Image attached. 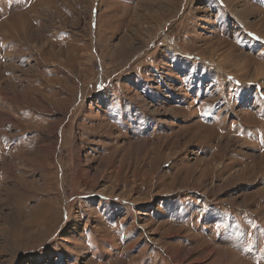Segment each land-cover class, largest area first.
Returning a JSON list of instances; mask_svg holds the SVG:
<instances>
[{"label": "rangeland", "instance_id": "rangeland-1", "mask_svg": "<svg viewBox=\"0 0 264 264\" xmlns=\"http://www.w3.org/2000/svg\"><path fill=\"white\" fill-rule=\"evenodd\" d=\"M0 94V264H264V0H0Z\"/></svg>", "mask_w": 264, "mask_h": 264}, {"label": "bare ground", "instance_id": "bare-ground-1", "mask_svg": "<svg viewBox=\"0 0 264 264\" xmlns=\"http://www.w3.org/2000/svg\"><path fill=\"white\" fill-rule=\"evenodd\" d=\"M13 25V24H12ZM14 28V27H13ZM12 28V29H13ZM16 28V27H15ZM15 30V29H14ZM10 31V30H9ZM12 32V31H11ZM6 33V32H5ZM9 33V32H8ZM11 34V33H10ZM14 36V35H13ZM4 37V36H3ZM9 37V36H8ZM11 37V36H10ZM14 38V37H13ZM6 43V42H5ZM2 66V65H1ZM259 73V72H258ZM30 87V86H29ZM1 95V94H0ZM226 257V256H225ZM227 259H228V257H227ZM229 261V260H228ZM220 263V262H219ZM231 263V262H230ZM227 264H229V263H227ZM232 264V263H231Z\"/></svg>", "mask_w": 264, "mask_h": 264}]
</instances>
